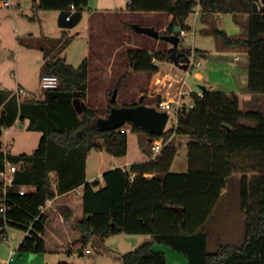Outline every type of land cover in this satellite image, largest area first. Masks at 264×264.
Segmentation results:
<instances>
[{"label": "trees", "instance_id": "16d2710c", "mask_svg": "<svg viewBox=\"0 0 264 264\" xmlns=\"http://www.w3.org/2000/svg\"><path fill=\"white\" fill-rule=\"evenodd\" d=\"M199 4L203 22L209 26L215 14L248 17L245 32L239 38L219 29L215 34L224 48L247 52L246 91L264 95V0H131L127 8L136 13L173 15L174 20L163 33L171 35L176 26L191 31L186 21ZM71 6L85 10L89 0L35 1L33 19H37L40 11H70ZM62 39V46H67V32ZM44 40L52 42L46 36ZM44 46L40 48L46 52V75L57 76L59 87L47 90L43 102L18 105L16 100L0 101V107L5 106V112H0V176L7 163L17 167L10 186L5 187L4 179L0 181V235L6 239L7 227L18 228L29 233L19 251L69 255L84 253L90 244L101 247L113 235L149 236L150 241L122 257L123 264H167L166 255L153 250L155 243L182 253L188 264H264V176L251 183L246 178L241 180V206L246 212L242 245L221 243L215 252H210V234L206 230L233 178L236 156L246 152L264 160L262 107L255 105L249 111L243 110L235 93L206 90L203 97L193 93L194 107L181 110L171 130L161 135L147 133L149 159L146 162L134 164L130 170L116 167L105 172L103 184L100 180L88 182L89 153L107 148L115 156L125 155L127 134L121 133V129L128 124L113 131L99 129L97 122L101 117L86 102L88 60L76 67L57 54L50 56ZM177 52L189 57L193 48ZM194 52L204 54L197 49ZM173 53L174 49L151 53L135 48L125 57L135 72L154 74L159 71L157 61H175ZM128 75L121 78L116 87L118 92ZM77 92L86 103L82 115L73 103ZM139 105H146L145 97L127 106ZM114 106L111 105L109 114ZM18 118L23 122L30 120L28 129L39 128L44 133L33 155H14L3 149V130ZM132 131L143 130L133 125ZM176 137L189 139V170L185 173L171 171L178 146L182 145L175 143ZM156 139H164L167 145L158 157L152 158ZM80 187L82 197L75 202L68 193ZM22 190L24 194L20 193ZM61 216L69 228L67 232L58 223Z\"/></svg>", "mask_w": 264, "mask_h": 264}, {"label": "rangeland", "instance_id": "374dc122", "mask_svg": "<svg viewBox=\"0 0 264 264\" xmlns=\"http://www.w3.org/2000/svg\"><path fill=\"white\" fill-rule=\"evenodd\" d=\"M35 1L38 0H9L8 7H0V101L6 99L8 101L16 100L19 104H27L29 102H43L47 90L41 87V81L46 75V52L41 50V45L45 44V49L49 50V55H56L64 58L67 63L78 66L85 60L83 56L88 52V60L90 63V86L88 89V103L93 106L99 113L101 118H107L111 105L114 107H125L138 103V95L140 87H147L148 82H141L140 78L147 74L133 75L127 81L125 86L118 92L117 102L112 103V95L121 78L130 71L128 61L122 55L115 59V74L106 73L104 77L99 76L98 69L109 66L114 63L110 58L113 55V47L109 40L110 37L117 39L120 35V29L125 26L129 29L138 41V48L153 51L156 44H160L162 48L172 50L173 45L162 40H156L145 34L135 33L134 25H153L162 23L160 20L167 15H149L148 13H132L127 15L124 12L106 13L94 16L91 20L86 18L71 30H66L69 34V43L62 46L63 34H60L58 25L57 11H40L37 19L34 18L33 7ZM122 3V0H118ZM124 2H127L124 0ZM96 5V3L94 2ZM39 18V19H38ZM211 26L203 22L202 14L199 16L193 13L189 17V23L192 27L187 41H181L180 50L194 49L201 50L208 59H203L200 55H196L201 61V66L196 67L200 72L207 73L208 64L215 61L218 56L224 55V44L216 36L215 30L224 31L229 36L239 38L245 31L248 23L246 15L232 14H215L213 16ZM152 27V26H151ZM157 28H160L158 26ZM210 29L208 33L203 30ZM77 32H81L82 36L77 37ZM162 34L164 32H161ZM49 37L52 42L45 41L43 37ZM130 39V37H128ZM62 48V49H61ZM127 49H125L126 51ZM59 51V53H58ZM87 51V52H86ZM123 51V52H125ZM83 57V58H82ZM83 59V60H82ZM82 61V62H81ZM112 65V64H111ZM194 70L192 72H194ZM214 72V71H213ZM216 72H214L215 74ZM184 77L186 73L183 72ZM103 78V80H102ZM141 85V86H140ZM201 85L192 74L187 77V87L196 93L201 90ZM26 90V94L20 96L19 87ZM149 105H155L153 101H147ZM262 107L264 111V95L253 94V96L243 101L242 109L249 111L254 106ZM5 106L0 107V112H5ZM177 118L172 114L166 126V131L171 130L176 124ZM255 125L253 122H249ZM30 120L21 121L18 118L15 123L7 129L3 130L1 141L3 149L14 155L28 154L33 155L38 149L43 131L39 128L28 129ZM182 141V145L178 146L177 153L172 163L171 171L177 173H185L189 170L188 159V142L187 137H176L175 143ZM12 145L8 146V143ZM102 142V141H99ZM50 144V150L52 149ZM105 149V148H104ZM107 149V148H106ZM149 140L147 133L143 131H131L127 134V153L121 156H115L112 153H100V150H92L87 158L86 163L90 173L97 170L108 171L115 167H124L131 169L132 165L146 162L149 159ZM264 176V160L250 153H242L235 158V168L233 178L229 181L228 188L224 191L223 198L218 207L214 211L212 218L208 221L207 232L210 234L209 251L215 252L218 245L240 246L245 239V220L246 212L242 209L240 199V184L243 178L251 183L255 178L259 179ZM4 178L0 176V181ZM55 181L56 177L53 174ZM56 185V183H55ZM74 196V195H73ZM257 206L256 202H254ZM8 241L4 235H0V261L7 259L13 248L16 256L12 264H123L122 257L129 252L146 243L145 236L141 237L139 244L134 245L126 234L113 235L105 239L104 245L101 247H93L91 244L87 249L92 250L91 255H85L83 252L74 254L60 253H38L21 252L19 247L27 236L26 232L14 228L7 227ZM153 250L166 255L167 264H188V259L173 248L155 244Z\"/></svg>", "mask_w": 264, "mask_h": 264}, {"label": "crops", "instance_id": "0c3cea01", "mask_svg": "<svg viewBox=\"0 0 264 264\" xmlns=\"http://www.w3.org/2000/svg\"><path fill=\"white\" fill-rule=\"evenodd\" d=\"M94 2L96 3V5L94 4ZM127 7H128V2H124V0H122V3H119L118 0H89V7H88V9L83 10V18H82L81 22L86 18V16H88L89 20H91L94 16H97V15L99 16L101 14H106V13L109 14V13H114V12H124V13H127V15H130L132 13H136V12L128 11ZM57 13H58V15H60V11ZM145 13H147V12H145ZM148 14L153 15V16L154 15H167L165 18L164 17L161 18L160 21L162 23H156L153 25H145V26H149V27L152 26L156 30H159L161 32H166L168 30L169 26L171 25L172 21L174 20L173 15H168L166 13L149 12ZM58 20H59V17H58ZM78 25L76 27H78ZM158 26H160V28H157ZM59 29H60L61 35L64 34V32H67L66 30H69V29H62L60 27H59ZM81 34H82L81 32H77V37L82 36ZM119 36L120 37H119L118 41H120V42H118L116 44H114L115 43L114 41H116L117 39L112 38V37H110V39L107 38L109 40V42L112 45H114L113 55L110 58L112 61H114V63H110V65L105 67V69L104 68L98 69V74L101 77H104L106 75V73L108 74V76L110 74H112V75L115 74V68H116V63H115L116 59L115 58L117 56L122 55V57L125 60H127V58L125 57V54L131 49L138 48V41H140V38H136V36L129 29H127L125 26L121 27ZM128 37H130V39ZM43 39H44V37H43ZM125 49H127V50L125 51ZM123 51H125V52H123ZM157 51H169V48L164 49V48H162V46L160 44H156L155 49L153 51H150V52L152 53V52H157ZM223 51H224V55L222 57L218 56V58L215 61H212L208 64V68H206L207 73L200 72L197 68L196 70H194V72H192V76L197 81L202 83L201 87L206 86L207 90L237 94L240 98L241 105H243V101L245 99L249 98V100H250V97L253 96V94H250L246 91L247 83H248V56H247V52L245 50H243V51L228 50L226 48H224ZM87 54H88V52L83 55V56H86L85 60L86 59L88 60ZM200 56L203 57L204 60L209 58V56L205 55V54L200 55ZM88 63H89V60H88ZM156 64L159 66V71L157 73H154V74L135 72L129 66L130 71L127 73L129 75H128V78L125 80L123 87L125 86L127 81L132 78L133 75L147 74V76L140 78V80H142L141 82H144V80H145V82H148V84H146L147 87H144V88L140 87V89H139L140 93L138 95L137 100H140V98L145 97V99L147 101L149 100V101H153L155 103V105H149L146 103L147 106H153V107L158 108V105L160 102H163L166 99L170 100V99L174 98V96L177 94L179 82L184 77L183 72H185V71H184L183 64L181 62L178 63L176 61H167L166 60V61H157ZM90 66L91 65L89 63V86H90V73H91ZM213 71L216 73L214 74ZM102 80H103V78H102ZM187 90L190 91L191 93H194V92H192V90L189 86L187 87ZM199 91H197V92H199ZM183 101L186 105H189L192 103V98L187 96V97L183 98ZM86 102L88 103V97H87ZM180 143H182V141H180L178 143V145ZM100 153L109 154V152L107 151L106 148L103 150H100ZM89 158H90V155L88 156V159ZM145 161H147V160H145ZM87 163H88V161H87ZM101 165L98 166L97 170L93 171V173H90V174H89L88 168H86V177H87L88 182H94V181L100 180L103 184L102 176L105 172L100 171V170H102V169H100ZM121 168H124V167H121ZM124 169H127V168H124ZM109 170H111V169H109ZM127 170H130V169H127ZM148 177L152 178L153 175H148ZM68 195L71 197V199L73 201H75V202L80 201L81 197H82V187L69 192ZM58 223H60L64 227L66 232L68 231L69 228H68V226H67V224H66V222L62 216L58 220ZM60 227H58L57 230L61 231ZM54 235L59 236L55 232H54ZM141 237H143V236L135 237L137 240L136 244L140 243ZM145 237H146L145 238L146 242L151 240V238L149 236H145ZM136 244H134V245H136ZM155 244H157V243H155ZM11 252H14L12 247H11ZM11 252H10L9 256L7 257V259H1V261L2 260H9V258L11 256ZM84 254H85V251H84ZM15 256H16V254L14 252V255L12 256V260H10L9 264H12L15 261Z\"/></svg>", "mask_w": 264, "mask_h": 264}, {"label": "water", "instance_id": "95a60500", "mask_svg": "<svg viewBox=\"0 0 264 264\" xmlns=\"http://www.w3.org/2000/svg\"><path fill=\"white\" fill-rule=\"evenodd\" d=\"M69 17V19H68ZM83 18V10L79 9L75 12L61 11L59 15L58 25L62 29L75 28ZM133 30L138 34H145L156 40L166 41L173 45L174 53L173 59L176 62L187 63L189 57L184 53H178L181 38L179 36L181 28L175 27V32L171 35L162 34L161 31L154 27H143L141 25H134ZM184 69L187 67L183 65ZM202 91H206V86L201 87ZM118 89H115L112 95V103L117 102ZM74 106L78 114L82 115L86 108V103L82 101L80 93L74 94ZM170 115L167 111H161L157 107L139 105V106H125L114 107L107 118H100L97 122L99 129L103 131H113L121 128L125 124H133L144 130L149 135H161L166 131ZM133 244H136L135 237L130 239Z\"/></svg>", "mask_w": 264, "mask_h": 264}, {"label": "built area", "instance_id": "2783aa9c", "mask_svg": "<svg viewBox=\"0 0 264 264\" xmlns=\"http://www.w3.org/2000/svg\"><path fill=\"white\" fill-rule=\"evenodd\" d=\"M200 1V0H198ZM128 3L131 2V0H127ZM10 4L9 0H4L0 2V7H8ZM201 4H199L197 7H195L194 9V13H196V15H200L201 14ZM71 12H75L77 11L75 6H71ZM69 19V17H68ZM186 24L190 25L189 23V19L186 21ZM190 33H195V31H192V27H191V31L188 30H183L181 29V32L179 34L181 41H187L189 38V34ZM189 41V40H188ZM183 65H186L187 67L184 69L185 73H186V77H183L180 82H179V86H178V90H177V94L174 96V98L168 100L166 99L163 102H160L158 105V109L161 111H167L169 113V115L171 116L172 114L175 115L176 118H178V114L180 113L181 110H190L194 107L193 103L186 105L183 101L184 97H191L193 93H191L190 91L187 90V77L190 76L192 74V71L196 68V67H200L201 66V62L198 60L194 49H193V53L191 56H189V62L187 63H182ZM60 85V80L57 76L55 75H44L41 81V87L45 90H54L57 89ZM204 91L200 90L199 92H197V96L199 97H203ZM19 94L20 96L25 95L26 94V90L22 87L19 88ZM133 130V124H128V126L124 127L123 129H121V133L123 134H128L129 132H131ZM12 145V142L8 143V146ZM167 142L164 139H156L153 142V155L152 158H156L158 157L163 149L166 147ZM8 151V150H7ZM6 151V152H7ZM17 171V167L14 165H11L10 163H7V168L4 172L1 173V176L4 178V184L5 187L10 186L13 183V174ZM134 176V175H133ZM148 177V176H147ZM21 194L25 193V190H22L20 192ZM5 210V209H4ZM3 210V211H4ZM29 234V233H27ZM92 254V250L91 249H87L85 250V255H91ZM14 255V252H11V256L9 258V260H2L0 261V264H9L10 260H12V256Z\"/></svg>", "mask_w": 264, "mask_h": 264}]
</instances>
